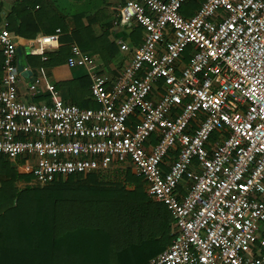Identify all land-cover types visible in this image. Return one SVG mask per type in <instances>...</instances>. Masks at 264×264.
Listing matches in <instances>:
<instances>
[{
    "label": "built area",
    "instance_id": "obj_1",
    "mask_svg": "<svg viewBox=\"0 0 264 264\" xmlns=\"http://www.w3.org/2000/svg\"><path fill=\"white\" fill-rule=\"evenodd\" d=\"M188 1L126 0L120 20L145 34L114 80L71 46L98 108L64 102L51 83L52 102H33L41 77L22 100L17 46L0 27V156L42 185L130 162L174 219L149 264H264V0H202L187 17ZM61 34L40 36L42 49Z\"/></svg>",
    "mask_w": 264,
    "mask_h": 264
},
{
    "label": "trees",
    "instance_id": "obj_2",
    "mask_svg": "<svg viewBox=\"0 0 264 264\" xmlns=\"http://www.w3.org/2000/svg\"><path fill=\"white\" fill-rule=\"evenodd\" d=\"M200 2L189 0L182 14ZM109 173L42 185L0 156V264H149L172 243L173 216L149 200L142 178Z\"/></svg>",
    "mask_w": 264,
    "mask_h": 264
},
{
    "label": "crops",
    "instance_id": "obj_3",
    "mask_svg": "<svg viewBox=\"0 0 264 264\" xmlns=\"http://www.w3.org/2000/svg\"><path fill=\"white\" fill-rule=\"evenodd\" d=\"M125 2L126 0H0V27L8 24L17 46L20 98L31 101L27 88L34 78L41 77L44 80L43 91L33 102H52L46 88V83H51L64 102L82 108H98L99 104L91 94L90 78L80 68L70 67L67 61L72 44H76L84 54L96 58L103 73L114 80L122 66L130 61L133 48L143 43L145 34L144 29L135 21L124 23L120 20L119 10ZM72 28L75 30L72 31ZM57 29L62 30L59 46L56 50L44 51L40 36L52 35ZM122 44L129 46L130 51L122 50ZM2 66L3 54L0 50V82L3 77ZM125 164L134 175L131 163ZM116 171L123 172L119 168ZM136 186V183L131 182L128 188L134 190ZM144 191L149 200L154 201L148 196L145 184ZM172 233H175L174 223Z\"/></svg>",
    "mask_w": 264,
    "mask_h": 264
},
{
    "label": "rangeland",
    "instance_id": "obj_4",
    "mask_svg": "<svg viewBox=\"0 0 264 264\" xmlns=\"http://www.w3.org/2000/svg\"><path fill=\"white\" fill-rule=\"evenodd\" d=\"M123 166V167H122ZM120 169V170H123V174H121V177H125V175H129V173H131V172H129V173H127L128 171L127 170H129V171H131L130 170V168L129 167H127V165L126 164H122V165H118V166H116V167H114V168H112V169H110L109 170V177H111V178H114L115 176H117V173H115V171H116V169Z\"/></svg>",
    "mask_w": 264,
    "mask_h": 264
}]
</instances>
